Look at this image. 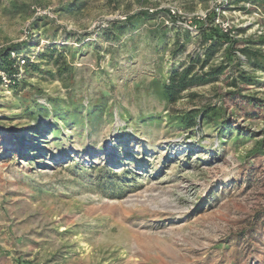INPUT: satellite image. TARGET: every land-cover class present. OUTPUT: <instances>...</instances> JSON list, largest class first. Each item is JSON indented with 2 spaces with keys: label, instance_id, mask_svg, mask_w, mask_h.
<instances>
[{
  "label": "rangeland",
  "instance_id": "rangeland-1",
  "mask_svg": "<svg viewBox=\"0 0 264 264\" xmlns=\"http://www.w3.org/2000/svg\"><path fill=\"white\" fill-rule=\"evenodd\" d=\"M14 1L54 9L57 20L48 19L51 24L33 34L36 51L53 38L74 47L83 44L79 35L84 38L88 45L73 60L72 88L77 97L84 96L85 103L102 90L107 92L108 106L114 102V118L105 114L90 138L87 132L74 137L70 131L71 138L65 141L69 155L55 162L48 158L42 165L30 164L0 150V264L18 260L34 264H215V257L222 255L215 248L224 234L238 226L256 197L264 202L257 190L240 194L245 183L237 191L219 192L231 188L232 179L241 172L242 156L264 137V123L243 122L245 134L252 130L254 137L235 143L233 132L222 145L215 137L170 129L164 122L143 124L140 119L150 114L164 116L168 107L187 110L216 102L227 90L221 77L215 84L185 91L183 98L166 107L149 87L161 71L166 74L172 66L180 67L199 50L193 18L207 12L213 0H121L119 9L110 0H85L86 5L73 12L57 11L73 0H0V43L5 45L21 41L33 20L9 13L7 8ZM238 5L243 6V1ZM256 6L264 12L261 5ZM146 7L174 9L177 25L192 30V38L185 37V48L176 56L171 55L175 36L165 52H156L148 42L136 50L128 44L110 54L113 43L104 38L97 42L99 53L93 51L91 43L107 21ZM234 7L228 14H233ZM44 23L39 21V25ZM258 74L263 83L246 93L264 97V73ZM27 79L32 84L27 89L33 87L31 94H38L39 89L46 94H67L63 82L48 74ZM14 99L12 90L10 94L0 90V118L5 119L1 129L10 134L33 125L17 116L21 108L13 104ZM119 112H127V120ZM78 161L87 167L109 163L120 173L125 168L132 173L112 180L105 172L89 168L88 177L82 178L70 165ZM212 192H218V197L209 195ZM208 195L210 207L203 205ZM239 259L234 246L225 251L224 264H239ZM240 264H245L244 259Z\"/></svg>",
  "mask_w": 264,
  "mask_h": 264
},
{
  "label": "trees",
  "instance_id": "trees-1",
  "mask_svg": "<svg viewBox=\"0 0 264 264\" xmlns=\"http://www.w3.org/2000/svg\"><path fill=\"white\" fill-rule=\"evenodd\" d=\"M110 1L115 3L116 9H119L121 0ZM241 1L255 6L259 4L264 8V0H230L229 4L235 5L233 9L245 10L244 6L239 7L238 5ZM85 5V0H73L61 5L57 11H79ZM32 6L27 2L14 1L7 8V11L13 15H22L24 18L31 17L33 20L29 26V39L5 45L0 50V70H5L13 81L11 86L15 95L13 104L21 108V112L17 116L28 119L33 125L10 134L1 129V122L5 119L0 118V150L5 152L7 157L42 165L43 161L48 158L55 162L69 155L65 152L67 147L65 141L71 138L70 131H73L74 137L84 136L83 134L87 132L86 137L90 138L103 122L105 114L114 118V102L108 106V93L102 90L99 96L91 98L85 103L84 96L79 94L77 97L76 90L72 88L75 84L73 60L88 45L80 35L78 41L83 44L79 47L59 44L57 39L53 38L42 50L36 51L35 46L38 45L32 42L35 30H40L43 26L47 27L51 23L47 21L49 18L35 17ZM161 12L164 15H161ZM215 16L216 13L210 11L205 19L198 16L193 18L196 29H198L197 35L200 38L199 50L195 54H190L188 61L180 67L172 66L166 74L161 71L160 77H154L149 87L161 101L165 102L166 107L174 105L183 98L185 91L198 86L215 84L221 77H224V85L227 90L220 95V99L216 102H206L199 107L187 110L168 107L164 116L158 113L141 116L140 119L143 124L156 123L159 125L164 122L170 129L183 130L194 136L202 134V137L206 136L209 139L215 137L222 145L231 138V134L234 132L233 141L245 143L254 137L255 132L251 130L245 134L246 129L243 122L259 120L264 123V97L246 93L263 83L258 72L264 73V36L243 37L242 29H237V35L239 34L241 37L225 33L214 23ZM39 21L45 23L39 25ZM170 21L173 25L169 24ZM173 31H176L174 32L176 34L173 33L171 36ZM192 34L191 29L177 25L175 14H172L170 10L151 11L146 7L132 13L128 12L123 19L107 21V25L99 30L95 42L91 45L93 51L99 53L97 42L104 38L113 43L108 48V53L111 54L128 44L131 45L132 50H136L141 44L149 42L156 52H165L172 37L175 36L173 41L175 48L171 51V55L176 56L185 48V37L191 39ZM181 36L184 38L183 41H181ZM12 52L19 56L23 55L26 59V63L23 65L24 72L21 76L17 75L19 72L17 58L12 57ZM46 74L63 82V87L67 89L65 96L46 94L41 89L38 94H31L33 87L27 89L32 85L27 77ZM0 90L3 91L1 77ZM195 95L191 94L192 97ZM40 97H44V101H41ZM119 115L126 120L128 118L127 112H119ZM202 146L207 147L205 144ZM68 149L74 154L71 147ZM194 150L192 149V151ZM257 159L260 161L256 162ZM263 159L264 137L255 140L254 146L242 156L239 166L241 172L232 179L231 188H221L219 192L222 194L233 190L237 191L242 183H245L240 194L249 192L254 194L257 190L256 194H262L264 197V166L259 167L263 163ZM70 165L80 171L82 178L88 177L86 171L89 168L105 172L107 177L112 180H117L121 174L132 173L130 168H125L120 173L109 163L93 164L87 167L83 162L78 161ZM217 193L212 192L209 195L218 197ZM209 195L203 202L206 207L212 206V202L208 201ZM258 199L259 196L255 198L256 202L252 203L248 211H245L239 218L238 226L226 232L217 243L219 245L215 249L222 255L215 257V264L226 263L225 251L231 246H234L239 253V264L242 259L245 264L262 263L264 202L262 203ZM197 213L201 214L202 210ZM16 264L34 263L33 260H28V262L18 260Z\"/></svg>",
  "mask_w": 264,
  "mask_h": 264
},
{
  "label": "built area",
  "instance_id": "built-area-1",
  "mask_svg": "<svg viewBox=\"0 0 264 264\" xmlns=\"http://www.w3.org/2000/svg\"><path fill=\"white\" fill-rule=\"evenodd\" d=\"M229 2L230 0H213L211 8L198 17L205 19L210 11H214L216 13L214 23L225 33L234 34L236 35L235 37H241V35H237V29H242L244 33L249 32L252 33L253 36H264V12L261 8L248 2H243V6L246 8L245 10L234 9L232 11L233 14H228L229 10L233 7L229 4ZM32 9L35 17H46L50 20H57L54 9L51 7L33 5ZM171 12L172 14H176L174 9H171ZM27 27L28 28L25 29L24 37L21 41L27 40L29 36L30 29L29 26ZM245 36H247V34H245ZM4 46L5 44L0 43V50H2ZM12 57L17 58L19 68L17 75L21 76L24 72L23 65L26 63V59L23 55L19 56L15 54V52H12ZM0 77L2 81L3 93L10 94L11 86L13 84L11 77L5 70H0Z\"/></svg>",
  "mask_w": 264,
  "mask_h": 264
}]
</instances>
